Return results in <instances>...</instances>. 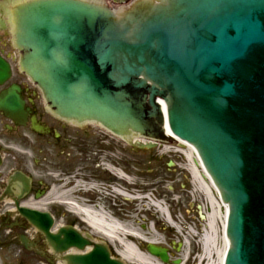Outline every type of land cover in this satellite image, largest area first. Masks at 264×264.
Here are the masks:
<instances>
[{
  "label": "water",
  "instance_id": "water-1",
  "mask_svg": "<svg viewBox=\"0 0 264 264\" xmlns=\"http://www.w3.org/2000/svg\"><path fill=\"white\" fill-rule=\"evenodd\" d=\"M37 6L22 18L32 51L24 63L51 109L123 138L171 141L168 129L192 144L228 205L225 264H264V0H139L119 11L73 0ZM26 216L57 254L92 247L66 264H125L76 228L52 234L50 217ZM148 249L168 262L166 249Z\"/></svg>",
  "mask_w": 264,
  "mask_h": 264
},
{
  "label": "rangeland",
  "instance_id": "rangeland-1",
  "mask_svg": "<svg viewBox=\"0 0 264 264\" xmlns=\"http://www.w3.org/2000/svg\"><path fill=\"white\" fill-rule=\"evenodd\" d=\"M86 129L96 138L87 135L70 144L65 158L56 155L42 162L35 151L17 152L30 163L39 159L40 166H59L67 173L51 196L61 211L56 227L73 223L92 230L85 221L88 218L117 238L111 243L117 252L133 245L152 257L147 246L154 242L173 254L168 264L176 260L180 264H222L223 219L221 213L208 219L212 202L218 198L207 183L194 177L187 147L173 143L143 151L103 129L99 134L95 125ZM201 213L206 219H201ZM93 234L105 240L101 233ZM152 259V264H158L159 260Z\"/></svg>",
  "mask_w": 264,
  "mask_h": 264
},
{
  "label": "flooded vegetation",
  "instance_id": "flooded-vegetation-1",
  "mask_svg": "<svg viewBox=\"0 0 264 264\" xmlns=\"http://www.w3.org/2000/svg\"><path fill=\"white\" fill-rule=\"evenodd\" d=\"M31 1L0 0V59L9 71L7 79L0 82V102L17 96L23 103L21 116L0 109V264H59L44 235L23 217L20 209L49 213L56 220L61 211L51 196L67 173L59 166H40L39 159L30 163L24 154L18 156L17 152L35 151L42 156V162L56 155L65 158L70 144L87 135L95 137L86 125L54 115L41 89L21 68L23 50L17 45L21 29L19 11ZM107 1L121 6L132 0ZM33 121L43 133L33 130ZM24 238L28 248L24 246Z\"/></svg>",
  "mask_w": 264,
  "mask_h": 264
},
{
  "label": "bare ground",
  "instance_id": "bare-ground-1",
  "mask_svg": "<svg viewBox=\"0 0 264 264\" xmlns=\"http://www.w3.org/2000/svg\"><path fill=\"white\" fill-rule=\"evenodd\" d=\"M134 140H136V139H134ZM189 150H190V152L187 154V156H189V158L192 157V159H193V165H192L193 167H192V170L194 172H196V173H198V170H201V173H200L201 180L203 182H205V183L208 184V187H209L210 191L212 193L213 192L216 193V196L218 198V200L215 199L214 202H212V209H213V211H212V214L210 216H208V219L209 220L214 219V217L218 213H221V216H222V219H223V227H224L223 228L224 229V232L223 233H224V239H225V250H224L223 257H222V264H223V262H224V256H225L226 250H227V248L229 246V240H228L227 236L225 235V225H226V218H227V210H228V207L225 204H223L222 202H220V199H219L220 196H218L219 190L214 185V182H213L212 178L206 172V170H205V168H204V166H203V164H202V162H201V160H200V158L198 156L197 151L194 148H191ZM67 204H69V203H67ZM72 205H74V204H72ZM85 221L93 229L94 232L101 233L102 235H104L106 238H108L112 242H114L115 240H117V238L114 235L108 233L104 229H101L100 226H98L91 219H88L87 218ZM152 243L155 244L154 242H152ZM185 244L188 245V241H186ZM131 246L133 247V245H131ZM132 247L131 248H126L122 252H119L118 251L119 254H120V256L124 260H126L127 262L135 263V264H152V260H153L152 257H149V256L143 254L139 249H137L136 246H134L133 248ZM158 264H164V263L158 261Z\"/></svg>",
  "mask_w": 264,
  "mask_h": 264
}]
</instances>
